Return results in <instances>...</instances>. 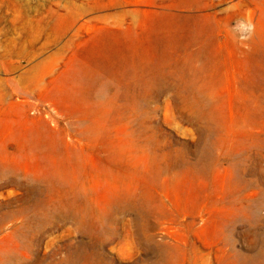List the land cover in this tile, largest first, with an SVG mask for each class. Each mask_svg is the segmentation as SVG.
I'll list each match as a JSON object with an SVG mask.
<instances>
[{
  "label": "rangeland",
  "instance_id": "obj_1",
  "mask_svg": "<svg viewBox=\"0 0 264 264\" xmlns=\"http://www.w3.org/2000/svg\"><path fill=\"white\" fill-rule=\"evenodd\" d=\"M0 264H264V0H0Z\"/></svg>",
  "mask_w": 264,
  "mask_h": 264
}]
</instances>
